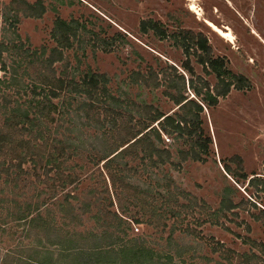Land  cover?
<instances>
[{
    "label": "trees",
    "instance_id": "obj_1",
    "mask_svg": "<svg viewBox=\"0 0 264 264\" xmlns=\"http://www.w3.org/2000/svg\"><path fill=\"white\" fill-rule=\"evenodd\" d=\"M45 12L43 2L0 0V226L22 224L25 238L32 239L26 249L28 256L12 263L166 264L155 258L144 239L128 237L130 223L123 213L109 210L103 214L100 204L107 202L112 209L111 196L119 202L118 189L126 192L134 204L147 203L145 195L151 189L143 190L145 194L140 197L141 190L119 176L130 159L136 160L139 154L155 166L175 165L173 154L158 148L164 142L163 136L186 149L176 150V158L183 163L204 162L212 144L203 128L204 107L214 109L219 99L232 90L249 89L251 83L233 72L227 59L214 58L202 35L185 29L169 33L160 22L144 20L140 24L142 33L152 32L160 40H172L188 57L182 66L190 74L188 82L174 66L160 72L150 69L146 76L138 74L144 83L151 82L153 89L165 87V96L177 108L171 115L165 114L152 105L115 96L109 76L90 66L83 67L77 58L76 65L69 64L66 55L74 50L75 43L84 54L87 50L78 37L77 24L56 19L51 32L54 48H33L29 39L23 41L16 28L21 18L40 19ZM109 40L103 39L104 52L112 49ZM191 55L196 56L207 75L214 76V85L201 78L195 81ZM168 69L174 73H168ZM187 83L193 98L186 94ZM107 117L110 123H106ZM233 162L238 163L237 170L227 164L223 167L225 180L230 177L236 184L249 181L248 185L262 186L264 192V181L249 179L243 173L241 159ZM83 185L86 192L81 197L77 190ZM100 186L104 187L100 195L105 198L95 196ZM164 190L166 202H178L175 188L167 184ZM239 193L229 184L223 187L218 206L206 221L214 224L234 214L241 204L236 201ZM185 199L190 209H210L202 199ZM166 214L170 218L179 216L176 209H168ZM261 214L264 217V211ZM154 216L158 220L149 217L150 224L161 226L156 224L160 215ZM60 220L69 221L67 229L58 228ZM86 220L95 222L96 228L81 227ZM134 223L141 224L139 219ZM197 224L203 225L200 219ZM174 231H170L168 240H173ZM186 231L187 236H197V229L186 227ZM247 242L264 258V244ZM244 256L252 264H260L256 254Z\"/></svg>",
    "mask_w": 264,
    "mask_h": 264
},
{
    "label": "rangeland",
    "instance_id": "obj_2",
    "mask_svg": "<svg viewBox=\"0 0 264 264\" xmlns=\"http://www.w3.org/2000/svg\"><path fill=\"white\" fill-rule=\"evenodd\" d=\"M26 1L30 4L43 2L46 12L40 19L21 18L16 28L23 41L29 39L33 48H54L56 43L51 32L56 19L74 26L77 24L78 37L87 50L84 54L79 43H75L74 50L66 55L69 64L76 65L77 58L83 67L90 66L93 71L108 75L110 89L115 96L152 105L165 114L171 115L177 110L175 104L165 96V87L153 89L149 86L151 82L144 83L138 74L146 76L150 69L160 72L174 66L188 82L190 74L182 67L188 57L172 40H160L152 32L142 33L140 24L144 20L160 22L169 33L185 29L202 35L214 58L227 59L233 72L249 79V89L232 90L226 98L219 99L214 109L204 107L203 128L212 139L209 155L204 162L189 160L183 163L176 158V150L186 149L175 146L163 136L164 142L159 143L158 148L169 150L175 165L155 166L139 154L136 160L130 159L127 169L119 176L124 177L134 189L141 190L138 191L140 197L145 194L143 190L151 189L152 192L145 195L147 203L144 206L141 202L134 204L130 202L129 195H125L126 192L118 189L119 202L112 195V209L107 207V202L100 205L103 214L109 210L123 213V218L127 217L130 223L128 237L144 239L146 247L162 263L252 264L244 254L254 253L262 264L264 258L247 242L264 244L262 186L248 185L249 181L236 184V180L230 177L225 180L223 167L227 164L237 170L238 163L233 161L235 158L241 159V168L249 179L257 177L264 181V0H197L195 7L198 15L190 10L193 4L190 0ZM207 22L232 34V38H222ZM103 39H110L109 43L113 45L111 51L102 50ZM189 62L195 73V81L201 78L211 85L215 84L214 76L204 72L195 55L190 56ZM167 72L174 73L172 69ZM186 94L193 98L188 83ZM109 121L107 117L106 123ZM155 160L153 156L152 161ZM167 184L176 189L178 202L165 201L164 189ZM228 184L239 189L236 201L241 203L240 208L214 224L210 220L207 222L211 211L218 206L219 191ZM88 185L92 186V183L88 182ZM158 185L161 188H156ZM103 188L100 186L97 189L96 197L103 196L100 195ZM85 192L86 185L77 190L81 197ZM184 197L202 199L210 209H190ZM168 209H176L179 216L170 218L166 214ZM153 210L160 215V221L156 223L161 225L159 227L149 222V217L158 220ZM134 219H139L141 224H135ZM199 219L202 226L197 224ZM67 225L69 221L60 220L58 228L67 229ZM83 225L81 227L87 229L96 228L95 222L88 220ZM23 226L11 222L5 227L0 226V264H3L5 256L4 264H13L21 257L28 256L26 249L32 239L25 238ZM186 227L197 229V236H187ZM174 229L173 240H168L170 231Z\"/></svg>",
    "mask_w": 264,
    "mask_h": 264
},
{
    "label": "bare ground",
    "instance_id": "obj_3",
    "mask_svg": "<svg viewBox=\"0 0 264 264\" xmlns=\"http://www.w3.org/2000/svg\"><path fill=\"white\" fill-rule=\"evenodd\" d=\"M193 2V4L191 5L190 7V10L197 14L198 15V12L196 11V7H195V3L197 0H190ZM207 24L218 34L220 35L222 38H225V39H230L232 38V34L228 33V32H224L222 30H220L218 27H216L215 25L211 24L210 22H207Z\"/></svg>",
    "mask_w": 264,
    "mask_h": 264
}]
</instances>
